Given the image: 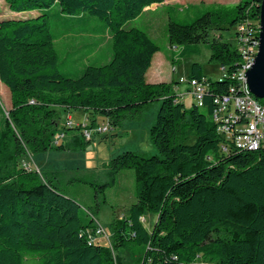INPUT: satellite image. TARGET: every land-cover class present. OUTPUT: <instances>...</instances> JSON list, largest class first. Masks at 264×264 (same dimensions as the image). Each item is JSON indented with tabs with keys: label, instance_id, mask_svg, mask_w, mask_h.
<instances>
[{
	"label": "trees",
	"instance_id": "1",
	"mask_svg": "<svg viewBox=\"0 0 264 264\" xmlns=\"http://www.w3.org/2000/svg\"><path fill=\"white\" fill-rule=\"evenodd\" d=\"M163 1L4 0L15 14L0 19V82L10 95L6 110L0 104V264H25L28 257L36 264H264V147L222 150L218 123L211 119L214 98L233 80L207 78L201 112L177 101L172 82L145 79L159 47L146 31L126 24ZM261 1L218 4L187 23L169 18L168 44L182 45L184 56L196 49L190 44L205 43L209 59L231 75L240 54L235 41H222L218 31L234 28L235 38L240 23L258 31ZM53 18L64 23L63 34H108L109 57L87 63L76 75L61 73ZM92 20L98 24L88 27ZM204 76L200 63L190 65L189 79ZM152 101L159 102L149 130L157 153H118L106 165L109 180L97 184L104 191L120 171L133 170L136 201L111 219L110 244L103 245L92 240L94 215L49 174L25 169L19 160L90 145L82 126L60 127L59 110L87 114L90 129L101 117L110 130L136 119ZM66 131L76 133L55 143ZM147 213L156 216L150 229L142 222Z\"/></svg>",
	"mask_w": 264,
	"mask_h": 264
},
{
	"label": "rangeland",
	"instance_id": "2",
	"mask_svg": "<svg viewBox=\"0 0 264 264\" xmlns=\"http://www.w3.org/2000/svg\"><path fill=\"white\" fill-rule=\"evenodd\" d=\"M237 2L238 0L172 1L155 9L146 8L145 12L128 21L126 27H138L146 31L159 47V51L153 55L148 73L150 70H155L162 80L172 82V85H174V79L176 81L180 77L185 79L190 65L198 62L208 78H216L219 75V64L209 59L210 50L205 43L190 44L196 46V49L185 54L184 58L178 61L175 57H172V53L178 52L182 45H177V49L173 50L171 45L168 44L166 33L168 19L170 18L179 23H187L196 15L198 16L203 11H207L218 4L233 7ZM36 11L39 13L38 10ZM56 11L57 7L50 9L52 13ZM11 13L15 14V12L8 9L4 0H0V19L11 16ZM19 14L22 18L31 16L29 13ZM95 20H92L88 27L98 24V21ZM63 26L64 23L61 20L57 18L51 20V31L56 37L55 47L61 61L59 65L61 73L70 74V76L76 75V71L87 63L99 59L101 61L106 55H109L108 34L96 36L90 32L79 33L78 30L63 34ZM234 32V28L218 31L222 34V41H235L233 38ZM211 35L215 36L217 32L212 31ZM93 43H97V45L92 48L85 47ZM91 49L93 51L88 55ZM84 56L86 57L84 58ZM152 76L151 74V79H153ZM0 104L4 110L10 106L9 90L1 82ZM191 104L190 98L185 99L186 106ZM158 108L159 102L152 101L136 119H125L113 129L105 132H93L89 138L84 137L86 140H91L90 145L85 150H48L34 155L27 154L19 160L20 166L49 174V177L64 194L77 201L83 210L88 209L94 215L92 218L95 229L101 227L105 233V235H99L97 240L103 245H109V223L111 219L124 216L128 207L136 201L133 170L124 169L120 171L116 176L115 183L106 186L104 191H101L97 184H103L109 180L106 165L118 153L137 151L146 156L157 153L150 143L149 130L155 121ZM199 109L201 112H206L205 107ZM59 114L60 127H63L68 121L72 126H77L87 124L89 120L87 119L88 115L82 111L65 114L59 110ZM97 120L98 124L105 123L101 117H97ZM74 133L76 132L66 131L58 143L69 142ZM90 213H88L89 216ZM155 218L156 216L152 213H147L143 216L142 222L150 229ZM36 263L37 259L30 257L25 262V264Z\"/></svg>",
	"mask_w": 264,
	"mask_h": 264
},
{
	"label": "built area",
	"instance_id": "3",
	"mask_svg": "<svg viewBox=\"0 0 264 264\" xmlns=\"http://www.w3.org/2000/svg\"><path fill=\"white\" fill-rule=\"evenodd\" d=\"M259 28V25H258ZM257 29L247 23H240L236 26L235 47L240 54V61L235 71L229 75L224 66L219 65V75L215 79L230 77L233 84H230L228 91L221 96L214 98V107L211 115H218V126L216 131L223 138L222 150L234 147L241 150L253 151L264 147V101L260 102L253 97H243V90H249L246 83V71L251 67L252 52L255 51L254 41ZM173 50L177 45H172ZM207 76L200 81L184 79L180 77L173 85L177 101L185 104V99L190 98L191 103L195 100H204L208 88ZM66 126H72L69 121ZM64 125V126H65ZM82 126V134L89 138L93 132L108 131L106 124H98L94 128ZM64 136L63 132L58 133L55 143ZM104 230L98 227L94 231L92 240H97L99 235H105Z\"/></svg>",
	"mask_w": 264,
	"mask_h": 264
},
{
	"label": "water",
	"instance_id": "4",
	"mask_svg": "<svg viewBox=\"0 0 264 264\" xmlns=\"http://www.w3.org/2000/svg\"><path fill=\"white\" fill-rule=\"evenodd\" d=\"M258 41V51L246 71V83L250 93L264 101V0L260 4Z\"/></svg>",
	"mask_w": 264,
	"mask_h": 264
},
{
	"label": "crops",
	"instance_id": "5",
	"mask_svg": "<svg viewBox=\"0 0 264 264\" xmlns=\"http://www.w3.org/2000/svg\"><path fill=\"white\" fill-rule=\"evenodd\" d=\"M172 1H184V0H164L163 2H161V3H153V4H151L150 6H148V7H146V8H149V9H155V8H157L158 6H161V5H163V4H166V3H170V2H172ZM239 1V0H238ZM146 8H144V10L142 11V12H145L146 11ZM141 12V13H142ZM136 18V17H135ZM134 18V19H135ZM94 35H96V36H101V35H98V34H94ZM103 36V35H102ZM93 44H97V43H93ZM186 51V48L185 49H183L182 47L180 48V50L178 51V52H174V54L172 53V57H175L176 59H177V61L178 60H180V59H182V58H184L183 57V53ZM171 55V54H170ZM108 56V55H107ZM106 56V57H107ZM109 57V56H108ZM153 58V57H152ZM96 59H98V58H96ZM104 59H105V57H104ZM103 60V59H102ZM102 60L100 61V59L99 60H94V62H102ZM148 71H149V68L147 69V71H146V73H145V79H146V81H148V82H150V83H156V82H161V81H165V80H162L161 78H160V76H159V74H158V72L157 71H155V70H153V71H151L150 70V72L148 73ZM189 73V72H188ZM188 73H187V75L186 76H188ZM151 74L153 75L152 76V78L153 79H151ZM156 77V78H155ZM174 81H175V83H176V79H174Z\"/></svg>",
	"mask_w": 264,
	"mask_h": 264
},
{
	"label": "bare ground",
	"instance_id": "6",
	"mask_svg": "<svg viewBox=\"0 0 264 264\" xmlns=\"http://www.w3.org/2000/svg\"><path fill=\"white\" fill-rule=\"evenodd\" d=\"M258 33H259V29H258V31H257ZM259 35V34H258ZM258 37L255 39V41H254V48H255V51L254 52H252V58H251V65H252V63H253V61H254V58H255V55H256V53H257V51H258ZM243 97H253V99H257V98H255L251 93H250V91L249 90H243ZM194 106H196V107H198V108H200V107H204V105H203V100H195V101H193V103H192ZM211 119L215 122V123H218V115H212L211 116Z\"/></svg>",
	"mask_w": 264,
	"mask_h": 264
}]
</instances>
